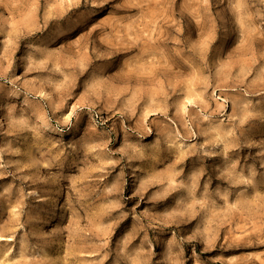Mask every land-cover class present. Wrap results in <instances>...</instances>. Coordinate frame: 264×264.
<instances>
[{"label":"rangeland","instance_id":"374dc122","mask_svg":"<svg viewBox=\"0 0 264 264\" xmlns=\"http://www.w3.org/2000/svg\"><path fill=\"white\" fill-rule=\"evenodd\" d=\"M0 264H264V0H0Z\"/></svg>","mask_w":264,"mask_h":264}]
</instances>
